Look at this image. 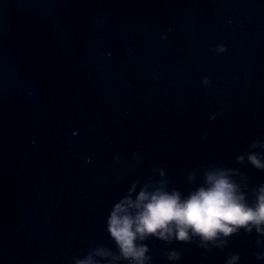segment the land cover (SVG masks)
Here are the masks:
<instances>
[{"label":"water","instance_id":"water-1","mask_svg":"<svg viewBox=\"0 0 264 264\" xmlns=\"http://www.w3.org/2000/svg\"><path fill=\"white\" fill-rule=\"evenodd\" d=\"M251 155L264 165V0H0V264H129L106 220L134 181L133 198L187 194L225 168L254 204ZM249 228L150 237L145 264H264Z\"/></svg>","mask_w":264,"mask_h":264},{"label":"clouds","instance_id":"clouds-1","mask_svg":"<svg viewBox=\"0 0 264 264\" xmlns=\"http://www.w3.org/2000/svg\"><path fill=\"white\" fill-rule=\"evenodd\" d=\"M217 50L224 51V47ZM203 82L207 83V78ZM249 159L256 168L264 167L256 155ZM228 172L225 168L206 171L203 182L187 194L167 188L165 181L143 184L133 198L134 181L127 194L112 205L106 220L107 231L120 253L116 258L129 260V264H145L151 257L145 255L149 249L143 242L150 237L190 242L193 236H198L202 241H213L221 234L228 236L240 228L251 231L249 225L257 226V232L264 233L259 227L264 224V184L254 190L255 202L250 204ZM96 252L106 254L105 249ZM179 256L171 252L168 259ZM78 264L99 262L89 255Z\"/></svg>","mask_w":264,"mask_h":264}]
</instances>
